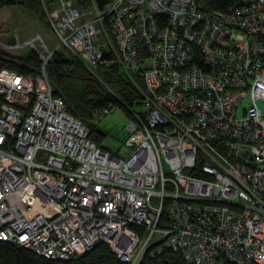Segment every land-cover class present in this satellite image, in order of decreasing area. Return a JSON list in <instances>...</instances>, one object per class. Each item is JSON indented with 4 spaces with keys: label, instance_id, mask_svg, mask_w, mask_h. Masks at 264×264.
<instances>
[{
    "label": "built area",
    "instance_id": "built-area-1",
    "mask_svg": "<svg viewBox=\"0 0 264 264\" xmlns=\"http://www.w3.org/2000/svg\"><path fill=\"white\" fill-rule=\"evenodd\" d=\"M40 1L57 47L0 42L41 66L0 68V242L56 261L105 243L122 264L169 250L185 264H264V0L208 14L194 0ZM62 51L141 80L126 157L53 96L46 65Z\"/></svg>",
    "mask_w": 264,
    "mask_h": 264
},
{
    "label": "trees",
    "instance_id": "trees-1",
    "mask_svg": "<svg viewBox=\"0 0 264 264\" xmlns=\"http://www.w3.org/2000/svg\"><path fill=\"white\" fill-rule=\"evenodd\" d=\"M49 4L51 0H44ZM97 9L104 10L115 0H94ZM201 13L224 12L228 8L243 5L242 0H194ZM7 6H18L23 12L50 30L40 0H0V10ZM85 7H88L87 2ZM13 42V41H12ZM11 41L9 43H12ZM65 53V52H64ZM55 53L46 65V74L53 96L60 98L67 114L77 119L89 129V140L97 147L101 146L102 138L94 134L96 124L94 114L103 109L118 107L130 120V111L136 112L141 107V94L134 83L142 86L141 80L135 75L128 76L120 67H97L94 73L71 55ZM0 68L15 71L31 77L39 74L40 62L31 51L19 56L0 51ZM134 82V83H133ZM0 264H122L116 255L104 243H97L93 249L81 257H72L69 261L46 260L24 248L0 242ZM141 264H185L181 255L165 251L156 257L145 256Z\"/></svg>",
    "mask_w": 264,
    "mask_h": 264
},
{
    "label": "rangeland",
    "instance_id": "rangeland-1",
    "mask_svg": "<svg viewBox=\"0 0 264 264\" xmlns=\"http://www.w3.org/2000/svg\"><path fill=\"white\" fill-rule=\"evenodd\" d=\"M37 36H41L44 43L52 51L59 44L50 30L45 29L40 23L36 22L33 18L18 6H7L0 10V42L8 44L14 39H19L20 42H28ZM97 45L102 44L101 39L95 41ZM2 51V50H0ZM4 52V51H2ZM27 47L19 50V52H8L10 55L19 56L28 53ZM7 53V52H5ZM7 53V54H8ZM63 54L64 52H59ZM65 54V53H64ZM67 55V54H66ZM104 68V67H103ZM264 111V106H261ZM136 112L143 111L142 107H136ZM129 119L121 108L113 107L110 109L109 114L96 122V129H101L104 134L103 140L100 142L109 153H112L118 158L126 157L129 154V149H126L124 142L127 136V124ZM101 137V136H100Z\"/></svg>",
    "mask_w": 264,
    "mask_h": 264
},
{
    "label": "water",
    "instance_id": "water-1",
    "mask_svg": "<svg viewBox=\"0 0 264 264\" xmlns=\"http://www.w3.org/2000/svg\"><path fill=\"white\" fill-rule=\"evenodd\" d=\"M94 134L97 136H101V137H103L105 135L101 129H96V128L94 130Z\"/></svg>",
    "mask_w": 264,
    "mask_h": 264
}]
</instances>
